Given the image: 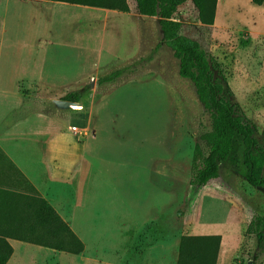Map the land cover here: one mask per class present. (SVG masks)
Returning a JSON list of instances; mask_svg holds the SVG:
<instances>
[{
  "label": "rangeland",
  "instance_id": "obj_1",
  "mask_svg": "<svg viewBox=\"0 0 264 264\" xmlns=\"http://www.w3.org/2000/svg\"><path fill=\"white\" fill-rule=\"evenodd\" d=\"M31 1L0 0V63L41 65L50 80L43 88L47 93L82 91L80 105L57 110L48 103L46 109L50 116L68 119L80 142L95 139L98 161L87 169L90 204L77 231L85 249L66 252L56 262L177 264L187 224L202 218L204 225L224 229L234 239L243 233L233 264H264V223L261 241L247 231L256 215L264 217V187L250 185L241 164H227L203 187L190 184L195 146L208 117L192 82L179 75L173 50L162 41L159 18L139 15L135 0H128L133 14L108 24L103 15L79 5H49L44 11L20 3ZM176 19L182 35L221 63L235 102L256 124L264 147V3L218 0L214 24L206 25L188 0ZM35 45L40 47L36 54ZM129 65L121 77L101 82ZM85 172L84 167L80 196L86 193ZM33 255L36 264L51 259L35 250ZM18 258L30 263L26 247H17L12 264Z\"/></svg>",
  "mask_w": 264,
  "mask_h": 264
},
{
  "label": "trees",
  "instance_id": "obj_2",
  "mask_svg": "<svg viewBox=\"0 0 264 264\" xmlns=\"http://www.w3.org/2000/svg\"><path fill=\"white\" fill-rule=\"evenodd\" d=\"M75 5L130 12L128 0H46ZM188 0H135L137 13L158 17L165 41L179 63V75L190 80L207 115L208 124L199 134L192 162L190 184L203 187L220 177L227 165L244 167L247 182L264 187V147L256 138V124L234 100L221 63L197 41L181 34L182 24L176 19L181 5ZM199 11V20L213 25L218 0H192ZM261 6L264 0H251ZM132 66L119 68L103 76L101 82L121 77ZM82 91L70 92L63 99L80 102ZM264 136V127L263 132ZM21 193L0 188V264H7L13 254L8 239H18L57 251L81 254L84 241L56 209L40 195L29 197L25 204L18 201ZM264 217L256 215L247 231L260 230ZM221 235H182L177 264H217ZM257 257V256H254Z\"/></svg>",
  "mask_w": 264,
  "mask_h": 264
},
{
  "label": "crops",
  "instance_id": "obj_3",
  "mask_svg": "<svg viewBox=\"0 0 264 264\" xmlns=\"http://www.w3.org/2000/svg\"><path fill=\"white\" fill-rule=\"evenodd\" d=\"M32 1L20 3L33 5L34 8L44 11L49 10V5L54 9L56 5L70 4L59 1ZM79 6L87 7L85 9L89 13L98 12V15H103L107 24L122 22L123 17L134 13L132 7L130 12H123ZM34 21H39V18L34 17ZM136 35L137 39L139 37L141 40V31L137 29L135 37ZM27 46L28 43L25 42L24 47ZM34 48V53L40 52L39 46L37 48L35 45ZM44 71L41 65L36 63L28 67L0 63V188L23 194L24 196H17L22 204L33 196V190H37L84 241L77 231L83 229L80 222L84 220L88 212L86 207L90 204L87 169L98 162L94 158L96 149L92 145L93 139L89 137L86 143L79 141L78 136L69 130L71 124L68 119L48 114V103L57 110H62L55 105L54 100L63 99V96L43 90L50 81ZM84 167L87 171L86 193L80 196L78 183ZM187 227L188 235H221L217 264H233L234 259L239 256L243 233L240 238L234 239L224 229L204 225L202 218L190 221ZM8 241L14 251L7 264H12L15 260L18 246L26 247L31 264H36L34 250L37 254L51 258V262L45 264H58L56 261H61L62 255L66 254L64 251L18 239L9 238ZM84 243L86 246L85 241ZM14 264L27 263L18 258Z\"/></svg>",
  "mask_w": 264,
  "mask_h": 264
},
{
  "label": "water",
  "instance_id": "obj_4",
  "mask_svg": "<svg viewBox=\"0 0 264 264\" xmlns=\"http://www.w3.org/2000/svg\"><path fill=\"white\" fill-rule=\"evenodd\" d=\"M54 103L58 108H62V109H68V108H72L74 105H80V103L78 102L67 99H55Z\"/></svg>",
  "mask_w": 264,
  "mask_h": 264
},
{
  "label": "bare ground",
  "instance_id": "obj_5",
  "mask_svg": "<svg viewBox=\"0 0 264 264\" xmlns=\"http://www.w3.org/2000/svg\"><path fill=\"white\" fill-rule=\"evenodd\" d=\"M75 106V105H74Z\"/></svg>",
  "mask_w": 264,
  "mask_h": 264
}]
</instances>
